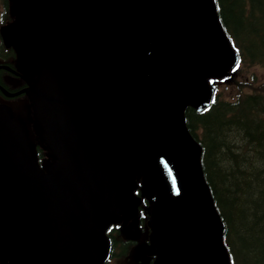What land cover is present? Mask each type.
<instances>
[{
  "label": "water",
  "instance_id": "obj_1",
  "mask_svg": "<svg viewBox=\"0 0 264 264\" xmlns=\"http://www.w3.org/2000/svg\"><path fill=\"white\" fill-rule=\"evenodd\" d=\"M5 40L54 163L0 106V261L103 264V230L152 201L154 264H230L183 111L235 55L213 0H12Z\"/></svg>",
  "mask_w": 264,
  "mask_h": 264
},
{
  "label": "trees",
  "instance_id": "obj_2",
  "mask_svg": "<svg viewBox=\"0 0 264 264\" xmlns=\"http://www.w3.org/2000/svg\"><path fill=\"white\" fill-rule=\"evenodd\" d=\"M214 3L239 63L264 66V0ZM184 116L202 149L201 168L231 264H264V94L216 96L202 111L187 107ZM120 248L111 236L109 257L125 255Z\"/></svg>",
  "mask_w": 264,
  "mask_h": 264
},
{
  "label": "flooded vegetation",
  "instance_id": "obj_3",
  "mask_svg": "<svg viewBox=\"0 0 264 264\" xmlns=\"http://www.w3.org/2000/svg\"><path fill=\"white\" fill-rule=\"evenodd\" d=\"M10 5L11 3L9 0H0V105L9 106L14 117L20 119L21 123H27L28 121L26 119H29L26 117L27 110H23L25 107H20V103L17 101L25 96L24 93H17L27 85L22 76L15 73L18 64L16 52L10 45H7L3 39V31L14 21ZM125 227L126 226H124L123 229ZM136 228H133V231L128 233L127 236L132 240L137 234V236H141V240L137 242L138 245L144 244V241H147L148 238V230L140 224V221L137 222ZM151 260L152 257H148L145 258L144 261L146 263H151ZM0 264H8V262L5 261L3 263L0 261Z\"/></svg>",
  "mask_w": 264,
  "mask_h": 264
},
{
  "label": "rangeland",
  "instance_id": "obj_4",
  "mask_svg": "<svg viewBox=\"0 0 264 264\" xmlns=\"http://www.w3.org/2000/svg\"><path fill=\"white\" fill-rule=\"evenodd\" d=\"M237 83L241 84L240 88L237 86ZM212 85H217L219 89L218 94L220 97L228 100L235 99L239 94L253 93V91L262 92L264 94V67H262L259 63L256 64L252 62L243 65H236L228 77L217 81L212 80ZM17 101L20 103V107H25L23 110H29V118L31 119V103L28 101V99L22 97ZM22 126L24 130L25 124H22ZM44 152L45 156H50L48 152ZM137 217H140V215ZM144 219H148L147 211L146 215H144ZM127 232H130L128 227L125 228L123 234L125 235ZM124 235L123 237H125ZM109 264H136L133 260L132 247L130 253L124 257H111Z\"/></svg>",
  "mask_w": 264,
  "mask_h": 264
}]
</instances>
